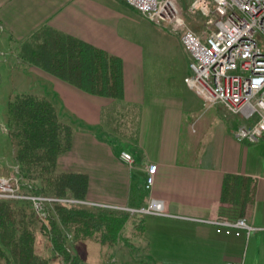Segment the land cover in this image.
<instances>
[{
  "label": "crops",
  "instance_id": "crops-1",
  "mask_svg": "<svg viewBox=\"0 0 264 264\" xmlns=\"http://www.w3.org/2000/svg\"><path fill=\"white\" fill-rule=\"evenodd\" d=\"M188 22L201 33L200 21ZM159 24L125 0H0V62L11 80L16 72L34 79L16 93L44 95L73 125L71 147L58 158L57 168L87 175L89 203L128 211L149 199L162 201L166 215H147L160 222L150 223L149 232L166 231L175 245L183 243L179 250L169 247L172 256L208 259L201 264H264V139L238 140L242 119L220 104L205 103L185 85L190 57L180 34ZM39 30L117 57L121 100L85 92L27 62L23 52L43 41L33 38ZM121 151L131 155V164L119 158ZM149 164L156 167L146 190ZM226 174L242 176L252 187L242 215L237 204L220 201ZM239 217L253 228L248 236L216 233L202 222ZM250 236L254 247L244 251ZM138 237L151 252L148 240Z\"/></svg>",
  "mask_w": 264,
  "mask_h": 264
},
{
  "label": "trees",
  "instance_id": "trees-1",
  "mask_svg": "<svg viewBox=\"0 0 264 264\" xmlns=\"http://www.w3.org/2000/svg\"><path fill=\"white\" fill-rule=\"evenodd\" d=\"M40 30L33 38L43 40L42 43L22 54L27 62L85 92L121 100L122 68L117 57L74 38ZM4 112L15 166L13 175L22 191L87 201V175L57 168L58 158L71 147L73 125L64 120L53 102L36 93H16ZM251 199L248 179L224 176L222 203L237 204L242 215ZM63 210L72 217L68 235L66 221L57 217ZM146 216L84 202L53 201L45 205L44 215L38 217L30 200L0 198V264H85L82 251L90 242L98 249L118 247L119 243L131 245L137 236L148 240L151 256L160 264H201L208 260L172 256L169 247L174 245L179 250L183 243L175 245L173 236L166 231L151 235ZM127 225L130 239L125 236Z\"/></svg>",
  "mask_w": 264,
  "mask_h": 264
},
{
  "label": "built area",
  "instance_id": "built-area-1",
  "mask_svg": "<svg viewBox=\"0 0 264 264\" xmlns=\"http://www.w3.org/2000/svg\"><path fill=\"white\" fill-rule=\"evenodd\" d=\"M152 23H163L178 32L188 53L190 74L185 85L207 104H220L242 123L235 131L238 140L253 143L264 139V0H125ZM187 3V5H186ZM186 15L201 17L202 31L196 33ZM119 158L132 163L126 151ZM155 165L146 166L144 188L154 180ZM0 198L27 199L38 217L50 202H84L24 193L14 175L0 177ZM93 204L94 203H89ZM130 213L164 216L162 201L149 199ZM202 222L216 233L249 235L253 228L246 218H208ZM228 264H239L229 262Z\"/></svg>",
  "mask_w": 264,
  "mask_h": 264
},
{
  "label": "rangeland",
  "instance_id": "rangeland-1",
  "mask_svg": "<svg viewBox=\"0 0 264 264\" xmlns=\"http://www.w3.org/2000/svg\"><path fill=\"white\" fill-rule=\"evenodd\" d=\"M200 19L199 15H186L187 24H189V20L200 21ZM162 24L163 23H160L159 25L162 26ZM164 27L168 28L165 24ZM34 83L35 81L31 76L20 75L19 72H16L14 79L11 80V78L5 75V66L2 62H0V177L7 178L15 172V166L12 162L10 140L6 131V116L4 112L7 102L12 98L10 96H13L11 95L13 93L10 90L13 88L16 93L27 86H32ZM8 86H10L9 90ZM70 209H73V207ZM57 217L66 221L65 231L68 235L69 225L72 222L71 215L66 210H63L61 214H57ZM158 222L159 220H157V218L146 216L147 225ZM147 231L145 230L144 234H146ZM125 236L128 239L131 238L132 234L130 233V230L127 231ZM131 243V245H123L122 243H119L118 247H103L98 249L94 246L95 244L93 242H90L83 247L84 249L82 252L84 254V262L85 264H160L151 256L150 251L144 248V246H146V242L142 238L140 239L138 236L133 237ZM251 247H254V238L252 236L245 239L243 249L246 251V249L250 250ZM245 254L246 252L244 255ZM52 264H59V262L55 261ZM239 264L243 263L239 261ZM252 264H255V261Z\"/></svg>",
  "mask_w": 264,
  "mask_h": 264
}]
</instances>
